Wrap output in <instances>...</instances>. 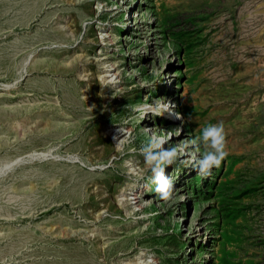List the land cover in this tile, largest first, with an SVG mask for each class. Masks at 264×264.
Segmentation results:
<instances>
[{"label":"rangeland","instance_id":"rangeland-1","mask_svg":"<svg viewBox=\"0 0 264 264\" xmlns=\"http://www.w3.org/2000/svg\"><path fill=\"white\" fill-rule=\"evenodd\" d=\"M220 121L204 178L190 141ZM153 134L185 153L167 202ZM150 260L264 264V0H0V264Z\"/></svg>","mask_w":264,"mask_h":264},{"label":"clouds","instance_id":"clouds-1","mask_svg":"<svg viewBox=\"0 0 264 264\" xmlns=\"http://www.w3.org/2000/svg\"><path fill=\"white\" fill-rule=\"evenodd\" d=\"M144 108L145 110L141 112V119H144L149 112L153 115H162L163 111L168 109V105L157 104L156 107L147 105ZM170 139L171 135L167 139L152 135L147 144L143 145L140 149L145 163L152 172L151 182L155 185V193L158 194L160 200L165 202L173 199L175 187L171 177L165 174V170L167 167L175 164L181 156L185 155L182 149L163 147ZM190 143L196 146L197 150H199L200 146L203 147L201 158L194 161L193 169L204 178L212 175L213 168L220 169L222 163L230 155L227 148V133L222 121L216 124L210 123L203 127L200 136L190 141ZM117 147L119 148L120 145L118 144ZM149 264H152L151 260Z\"/></svg>","mask_w":264,"mask_h":264},{"label":"bare ground","instance_id":"bare-ground-1","mask_svg":"<svg viewBox=\"0 0 264 264\" xmlns=\"http://www.w3.org/2000/svg\"><path fill=\"white\" fill-rule=\"evenodd\" d=\"M106 36L107 37H109L108 36V34H106ZM104 40H110V39H104ZM113 65L114 64H108L107 65V67H109L108 69H106V72L107 73H109V72H111V71H115L116 70V68L115 67H113ZM117 70H119V68L117 69ZM119 71H115V72H112L111 74H107L106 76H109V77H114V78H117L118 76H119ZM110 78V79H111ZM104 80H105V78H104ZM103 80V81H104ZM103 83V82H102ZM169 108V107H168ZM157 118V117H156ZM144 121H148L147 119H144ZM125 130V131H124ZM128 132H132V128L131 127H127V126H123V127H121V128H117V129H115L114 128V130L112 131V133H114L115 134V136L117 135L118 137H121V136H123L125 133H128ZM154 135V134H153ZM140 191L138 190V191H132V192H128V194H130L131 195V197H129V198H125V200H130V199H133L132 201V203L133 204H135L134 206H137L138 205V203H139V201L141 200L139 197H140ZM122 200H123V198H122ZM145 261V260H144ZM152 261H153V263L155 262L156 263V261H154V259H152ZM147 264V263H146Z\"/></svg>","mask_w":264,"mask_h":264}]
</instances>
